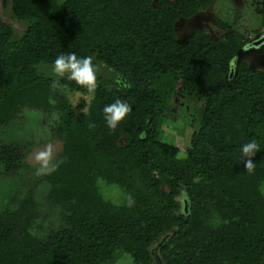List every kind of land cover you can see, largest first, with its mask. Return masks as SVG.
<instances>
[{"label":"trees","instance_id":"obj_1","mask_svg":"<svg viewBox=\"0 0 264 264\" xmlns=\"http://www.w3.org/2000/svg\"><path fill=\"white\" fill-rule=\"evenodd\" d=\"M10 1L24 30L16 35L0 9V127L26 104L58 111L66 139L46 179L67 213L40 238L33 196L1 212L0 264H117L123 253L133 264H264V71L241 61L226 77L244 43L229 25L220 39L198 29L180 42L176 31L214 0ZM67 52L92 57L94 93L53 72ZM179 81L205 101L184 157L158 137ZM71 93L81 95L75 106ZM116 99L131 111L112 130L103 107ZM249 140L261 148L253 172L240 161ZM22 156L0 139L7 170ZM100 179L123 191L120 202ZM209 204L221 217L214 227L200 217Z\"/></svg>","mask_w":264,"mask_h":264},{"label":"rangeland","instance_id":"obj_2","mask_svg":"<svg viewBox=\"0 0 264 264\" xmlns=\"http://www.w3.org/2000/svg\"><path fill=\"white\" fill-rule=\"evenodd\" d=\"M8 1L6 6L4 0H0L2 17L13 25L16 35H20L24 24L12 18V4ZM263 15L264 0H214L206 10L179 19L176 22L177 36L180 42H186L194 31L204 29L212 37L220 39L229 32L226 26L229 25L243 35L244 43L232 58L226 77L232 78L241 61L264 71V41L259 45L254 44V41L264 37ZM181 87L182 81H179L158 129V137L177 147L179 156L184 157L193 135L200 128L205 101L183 95ZM70 97L74 106L80 103V94L71 93ZM84 98L88 102L91 100L88 95H84ZM58 125L59 113L56 109L26 104L0 127L1 142L14 145L23 155L17 169L7 170L0 161V213L14 209L23 197L33 196L37 216L32 229L40 238L48 237L53 230L65 226L66 222L67 211L50 197L51 184L46 179L56 157L64 149L66 138L64 133L59 132ZM125 141L126 138L123 139ZM49 145L51 155L45 167L43 161H38L36 157L42 151L47 152ZM99 182L106 198L121 201L123 191L118 186L108 184L104 179ZM200 217L207 227L217 226L221 222L220 214L211 204L200 213ZM154 251L157 253L156 248ZM117 264H133V259L126 253L119 254Z\"/></svg>","mask_w":264,"mask_h":264},{"label":"clouds","instance_id":"obj_3","mask_svg":"<svg viewBox=\"0 0 264 264\" xmlns=\"http://www.w3.org/2000/svg\"><path fill=\"white\" fill-rule=\"evenodd\" d=\"M52 70L61 77L67 74L68 80L75 81L78 85L87 88L88 92L94 93L97 81V66L92 57H80L74 52L60 53L56 56ZM131 111L130 105L122 99H116L113 103L103 107V118L109 129L115 130L124 121ZM260 145L255 140H249L240 146L241 160L248 172L254 171L255 163L252 160L259 151ZM51 155V145L47 152H40L36 159L43 161L47 166L48 157ZM134 201L129 198L128 204L131 207Z\"/></svg>","mask_w":264,"mask_h":264},{"label":"water","instance_id":"obj_4","mask_svg":"<svg viewBox=\"0 0 264 264\" xmlns=\"http://www.w3.org/2000/svg\"><path fill=\"white\" fill-rule=\"evenodd\" d=\"M263 41H264V37L261 38V39H259V40H257V41H255L254 44H255V45H259V44H261ZM157 257H158L159 262H161V258H159V256H157Z\"/></svg>","mask_w":264,"mask_h":264},{"label":"flooded vegetation","instance_id":"obj_5","mask_svg":"<svg viewBox=\"0 0 264 264\" xmlns=\"http://www.w3.org/2000/svg\"><path fill=\"white\" fill-rule=\"evenodd\" d=\"M255 42V41H254Z\"/></svg>","mask_w":264,"mask_h":264}]
</instances>
